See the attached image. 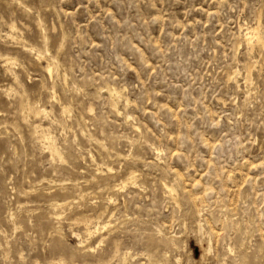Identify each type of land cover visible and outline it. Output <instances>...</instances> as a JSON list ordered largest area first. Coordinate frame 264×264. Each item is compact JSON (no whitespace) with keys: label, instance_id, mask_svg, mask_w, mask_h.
Segmentation results:
<instances>
[{"label":"rangeland","instance_id":"1","mask_svg":"<svg viewBox=\"0 0 264 264\" xmlns=\"http://www.w3.org/2000/svg\"><path fill=\"white\" fill-rule=\"evenodd\" d=\"M57 262L264 264V0H0V264Z\"/></svg>","mask_w":264,"mask_h":264},{"label":"bare ground","instance_id":"2","mask_svg":"<svg viewBox=\"0 0 264 264\" xmlns=\"http://www.w3.org/2000/svg\"><path fill=\"white\" fill-rule=\"evenodd\" d=\"M246 30H247V33H244V36H245V34H246V42H247V44L249 45V46H255V45H261V46H263L262 44H263V39H262V37H261V35H260V32H259V29L258 28H246ZM245 30V31H246ZM112 90H114V89H112ZM113 92V91H112ZM119 93V92H118ZM114 94H115V91H114ZM117 94H115V97H117L116 96ZM118 95H120V94H118ZM113 96V95H112ZM121 97V96H120ZM119 98V97H118ZM112 99H114V98H112ZM118 104V103H117ZM114 105H116V104H114ZM27 106H29L28 104H27ZM26 106V107H27ZM115 107V106H114ZM33 109V108H32ZM30 110V109H29ZM29 110H26V111H29ZM39 111V110H38ZM37 111V112H38ZM44 111H46V110H44ZM36 112V110H35V112L34 113H37ZM32 113V112H31ZM30 113V114H31ZM40 114V113H39ZM36 115V114H35ZM131 175V174H130ZM133 175V174H132ZM135 175V174H134ZM134 175L133 176H131L132 178L134 177ZM170 189V188H169ZM172 189V188H171ZM175 189L173 188V191H174ZM80 221L82 222V223H85L86 224V228H88L89 226H90V224L93 222V220L90 218V217H82L81 219H80ZM94 223V222H93ZM93 225V224H92ZM86 233V232H85ZM79 235V234H78ZM89 235H91V234H89ZM54 264H64V263H61V262H57V263H54Z\"/></svg>","mask_w":264,"mask_h":264}]
</instances>
